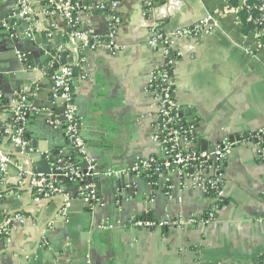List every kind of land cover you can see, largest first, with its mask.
Segmentation results:
<instances>
[{
  "label": "crops",
  "instance_id": "0c3cea01",
  "mask_svg": "<svg viewBox=\"0 0 264 264\" xmlns=\"http://www.w3.org/2000/svg\"><path fill=\"white\" fill-rule=\"evenodd\" d=\"M146 2L121 0L112 40L123 48L119 54L112 55L105 48L82 55L70 50L67 54L73 57L74 66L81 65L76 68L73 96L84 120L83 138L98 143L97 133L89 130L105 126L110 131L114 153L121 156L114 162L117 166L107 172L127 169L139 159L161 157V147L153 141L158 103L150 84L165 57L162 48L152 49L148 43L158 32L170 36L209 19L210 25L217 23L218 27L198 38L176 41L174 50L180 57L173 72L174 97L185 113L182 118L194 120V142L203 139L210 149L227 136L240 137L234 143L241 145L224 167L226 204L217 209L215 219L205 227L184 231L137 228L133 219L146 214L154 219L204 217L212 211V201L198 189L181 191L180 174L167 171L157 183L129 175V197L117 210L113 179L119 177L107 176L95 178L89 185L96 189L100 200L94 215L83 210L80 182L63 185L71 200L65 206L72 213L64 216V209L40 234L61 206L58 197L62 195L46 201L37 199L28 187L13 184L17 172L10 166L7 183L0 173V225L13 214H21L26 220L16 223L0 243V264H264V134L256 136L264 130V43H259L253 33H242L239 13L243 4L239 1L234 6L228 0H155L151 10ZM15 7V0H0V17ZM35 8L39 11L40 5L36 3ZM38 22L34 36L25 29L28 38L19 45L14 40L20 41L21 34L15 37L0 31V55H16L10 63H0L2 69L9 68L2 76L26 74V66L19 60L31 54L37 65L34 77L23 81L22 92H12L9 82L3 81L0 102H7L5 113L11 111L6 116L8 126L12 104L19 95H25L33 109L26 125L28 143H36L38 153H58V157L68 158L73 153L65 126H52L34 112L47 109L56 113L48 107L52 83L46 72L53 67L45 60L44 52L66 43L68 29L59 17ZM90 22L88 28L95 34L109 32L104 12H94ZM34 41L39 49L32 46ZM40 83L44 93L38 91ZM34 86L36 90L30 93ZM7 144V136L0 137V145L11 151ZM100 152L88 147L86 156L95 162ZM149 199L155 203L150 210L145 208ZM49 201H53L51 205L39 212Z\"/></svg>",
  "mask_w": 264,
  "mask_h": 264
},
{
  "label": "built area",
  "instance_id": "2783aa9c",
  "mask_svg": "<svg viewBox=\"0 0 264 264\" xmlns=\"http://www.w3.org/2000/svg\"><path fill=\"white\" fill-rule=\"evenodd\" d=\"M154 1L147 0L146 6L151 8ZM238 1L243 4L242 10L247 9L250 20L255 24V28L251 33L256 36L259 43H264V0ZM120 2L121 0H15L19 16L25 23L28 35L38 29V19L59 17L65 22L68 29L66 43L45 50V56L49 58L50 66L53 67L58 64V67L51 74L52 99L54 101L53 105L56 107L53 110H56V113L47 109L35 110L34 112L37 116L45 114L46 123L52 126H65V134L72 147V156L55 159L56 170L61 172L59 176L55 174H36L31 176L28 183V177L31 174L26 164L18 162L12 155V153H15L16 148H24L29 144L26 139V116L33 109L27 103L28 98L25 95H19L18 100L12 104L11 125L9 124L6 130L7 146L12 147L11 151L6 146L0 145V173L4 179L9 174V166H14L18 175L13 179V184L18 188L28 187L36 198L41 201L62 195L65 197L66 203H70L71 200L63 188L64 182L74 184L82 182L85 177L83 167L74 165L72 158L80 157L83 162H87L89 165L93 164V160L86 156L88 147L82 135L84 120L79 115L73 96L76 68L81 65L80 63H76V66L73 63L62 65L60 60L72 57L67 56L70 50L82 55L87 51H94L98 48L123 49L117 47L112 41L118 21L116 11L120 6ZM36 3L40 5L39 11L35 8ZM95 11L104 12L108 15L110 28L106 35L95 34L92 29L88 28V25L91 24L90 18ZM217 27V23L210 25L209 19H203L190 26L178 29L170 36L158 32L149 41V47L152 49L162 48L165 57L164 65L154 73L150 84V92L155 95L158 103L155 122L156 134L153 135V141L160 145L162 156L139 159L127 169L110 170L105 173L108 177H120L121 175L133 173L138 177L147 178L151 183L153 181L157 183L158 179H161L167 171H177L181 178L180 190L201 189L209 195L210 201H212V211L204 217L182 215L177 218L166 216L162 219H154L146 214L141 218L133 219V224L137 228L148 230L177 228L184 231L190 227H205L213 222L215 212L226 201L223 172L226 162L237 143H230L225 139L215 147L213 153L194 150L196 125L180 116V106L174 97L173 72L180 57V53L174 50L176 41L180 38H198ZM86 78V76L82 77V79ZM60 110H64V120L61 119L60 115H55ZM263 134L264 130H261L256 136L260 137ZM213 156H215V160ZM94 169L95 166L89 168L90 171ZM191 171L193 172L191 173ZM89 188L93 187L87 186V189ZM167 195L170 194L167 193ZM89 198L97 202L100 201L96 200L97 193L95 190L90 193ZM25 220L26 218L21 214H13L7 217L0 230V235L7 237L16 223H23Z\"/></svg>",
  "mask_w": 264,
  "mask_h": 264
},
{
  "label": "water",
  "instance_id": "95a60500",
  "mask_svg": "<svg viewBox=\"0 0 264 264\" xmlns=\"http://www.w3.org/2000/svg\"><path fill=\"white\" fill-rule=\"evenodd\" d=\"M163 1L160 2V4H162ZM16 6V5H15ZM156 7V4L153 6V8ZM96 14L98 11H95ZM0 31L1 32H5L8 33L9 35L15 36L16 34L19 33L22 36L20 37V41L18 39L14 40V43H16L17 45H19L21 43V41H24L28 38V36H26L25 33V23L22 20V18L19 16V11L18 8L15 7L13 10L9 11L7 14H4L3 16L0 17ZM7 35V36H9ZM31 36H34V33H31ZM32 46L34 47V49H39V45L37 44V41L32 42ZM17 49V48H16ZM121 50H109L108 52L111 53L112 55L115 54H119ZM45 53V52H44ZM16 58V55L13 56H8V55H0V63H10L12 61V59ZM34 59V54H31L29 56L26 57V59H22L19 60V62L23 61L22 65L26 66V74H23L22 77L19 76H15V75H7L6 77L2 76L4 74H7L9 72V68L7 69V66L4 67V69H2L0 67V79H4V80H0V85L3 84V81H8L10 84V88L12 90V92L14 91H18V92H22L24 90V85H23V81H25V79L31 80L32 77H34L33 75H35V70L37 69V65L32 61ZM45 60H49L48 57H45ZM73 59L69 58H62L60 60V63L62 65H67V63H72ZM58 67L57 65H54L53 68L50 71H47V75L46 76H50L51 73L54 72V69ZM49 74V75H48ZM24 77V78H23ZM39 81V80H38ZM40 82V81H39ZM38 82V83H39ZM38 86V85H36ZM36 86L32 87L30 89V93L36 90ZM38 91H40V93H44L45 89H43V84L40 83V85L38 86ZM1 94V93H0ZM1 101V100H0ZM49 104L48 107H52L53 109H55V105H53V99H52V91L49 97ZM2 105H4L2 102H0V137H4L6 136V130H7V123L9 121L8 117H6L8 114L11 113V111H7V113H5V109L2 107ZM5 107V106H4ZM12 109V108H11ZM10 110V109H9ZM57 114H59L61 116V119L64 120L63 114H64V110H60L57 111ZM180 116L184 117L185 113L183 111H180ZM41 117H44L46 119V115L42 114ZM192 123H194V120L191 121ZM6 123V124H5ZM195 124V123H194ZM92 128H94L92 126ZM90 132H95L97 133V137L99 138V142L98 143H91L90 141H86V144L88 145V147H95L98 148L99 150H101L100 154L97 156L98 158H95L96 161L98 162V165L96 166V161H93V164L89 165L88 163H85L83 165V174H84V179L82 182H80V185L82 187L81 189V194L79 195V198L82 199L83 202V210L91 215H94L96 213L94 207H96L98 204H100L99 202L92 200L89 198L90 193L93 190V188H89L87 189V186H89L90 184H92L93 180L95 178L97 179H107L108 177L105 175V173L107 172L108 169H114L113 167L117 166L116 163H114L118 158H120L121 154L119 153H114V148L115 145L113 143V137L111 136L110 131L106 130L105 126H101L100 129H90ZM196 137V135L194 136V138ZM228 140L230 143H234L236 141L240 140V137H237L235 135L232 136H227L224 138V140ZM205 141L203 139L200 138H196L195 142H194V150L196 151H209L210 153H213L215 151V145L214 147L209 149L208 144L204 145ZM222 142V141H221ZM208 143V141H207ZM220 143V142H219ZM241 145V144H240ZM235 145L234 149L240 146ZM38 148L36 143L34 144H29L24 148H16L15 149V153H12L13 157L21 163H25L26 167L29 171V173L31 174L28 177V183L31 180V176L32 175H36V174H45V175H51V174H55V175H60L61 172L56 170V166L54 165V161L56 158H58V153H50L49 152H40L38 153ZM98 154V153H97ZM117 154V155H116ZM214 160L216 159L215 156H213ZM92 159V158H91ZM93 160V159H92ZM90 166H95V169L93 171H90L89 168ZM10 167V166H9ZM14 168V166H12ZM14 170L16 171V169L14 168ZM9 171V170H8ZM17 172V171H16ZM193 171H191L192 173ZM18 175V173H17ZM136 176L135 174H127V175H121L119 178L113 179L114 183H115V195H116V201L119 202V204L117 205V210L118 208L120 209L121 206H123V202L124 200L128 199L129 195L128 193H130V176ZM61 178V177H59ZM108 179H111V177H109ZM135 182L136 180L133 179ZM4 182H8V179L6 177V179H4ZM191 188H189L188 190H190ZM195 189V188H192ZM187 190V191H188ZM196 190V189H195ZM201 192L205 193L204 191H202L201 189H198ZM28 191L25 190L24 192ZM97 193V191H96ZM205 195L207 197H209V195H207L205 193ZM1 196V195H0ZM61 201L62 204L61 206L55 211L54 215L47 221L46 225L43 226V228L40 231V234L50 225H53L54 222L57 220L58 215H60V213H62V211L64 209H66V215H70L72 213L70 208H66L65 204V197L64 196H60L58 197ZM89 199L88 201L86 199ZM210 198V197H209ZM96 200H99V196L97 194V198ZM53 201H49L46 204H43L39 210V212H44L45 209L47 207H49L51 205ZM81 202V201H79ZM151 204V206H150ZM155 203H153L151 201V199L147 200V206L145 207L146 209H151L152 206H154ZM226 202L223 203V205H225ZM149 205V207H148ZM36 212H37V208ZM1 215V212H0ZM190 216V215H189ZM3 225H0V228H2ZM187 229V228H186ZM39 234H38V243L40 244V238H39ZM5 239V237H2L0 235V243H2ZM1 256V254H0Z\"/></svg>",
  "mask_w": 264,
  "mask_h": 264
},
{
  "label": "trees",
  "instance_id": "16d2710c",
  "mask_svg": "<svg viewBox=\"0 0 264 264\" xmlns=\"http://www.w3.org/2000/svg\"><path fill=\"white\" fill-rule=\"evenodd\" d=\"M230 2H232V4L234 6H237L238 0H231ZM239 16H240V20H241V23H242V30H241L242 33L245 34V35L251 33L254 30V28H255V24H254V22L252 20H250L249 13L247 12V9L241 10L240 13H239ZM76 72H77V70H76ZM2 102L4 104V105H2V107L5 109L4 106H6L7 102H5V101H2ZM72 162L76 166H79V167L83 166V161H82V159L80 157H73L72 158ZM64 185H71V184L69 182H66V183H64Z\"/></svg>",
  "mask_w": 264,
  "mask_h": 264
},
{
  "label": "bare ground",
  "instance_id": "6f19581e",
  "mask_svg": "<svg viewBox=\"0 0 264 264\" xmlns=\"http://www.w3.org/2000/svg\"><path fill=\"white\" fill-rule=\"evenodd\" d=\"M156 34H157V33H156ZM156 34H155V35H156ZM67 64H68V63H67ZM51 74H52V73H51ZM51 74H50V75H51ZM49 77H50V76H49ZM29 115H30V114L28 113L27 116H26L27 119H28V116H29ZM27 121H28V120H27Z\"/></svg>",
  "mask_w": 264,
  "mask_h": 264
},
{
  "label": "flooded vegetation",
  "instance_id": "af4514ba",
  "mask_svg": "<svg viewBox=\"0 0 264 264\" xmlns=\"http://www.w3.org/2000/svg\"><path fill=\"white\" fill-rule=\"evenodd\" d=\"M152 8H150L149 10H151Z\"/></svg>",
  "mask_w": 264,
  "mask_h": 264
}]
</instances>
